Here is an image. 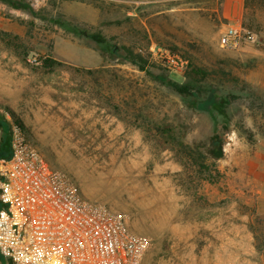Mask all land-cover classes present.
Listing matches in <instances>:
<instances>
[{"label":"rangeland","instance_id":"obj_1","mask_svg":"<svg viewBox=\"0 0 264 264\" xmlns=\"http://www.w3.org/2000/svg\"><path fill=\"white\" fill-rule=\"evenodd\" d=\"M226 1L0 0V119L11 113L51 169L125 219L145 243L140 264H264V0H243L239 25L255 41L234 51L218 44L234 25L222 18ZM122 47L180 83L201 70L194 78L210 88L207 102L228 100L212 183L179 144L206 143L213 122L122 62ZM163 125L176 142L158 132ZM225 216L244 226L238 248L208 228Z\"/></svg>","mask_w":264,"mask_h":264},{"label":"built area","instance_id":"obj_2","mask_svg":"<svg viewBox=\"0 0 264 264\" xmlns=\"http://www.w3.org/2000/svg\"><path fill=\"white\" fill-rule=\"evenodd\" d=\"M254 41L238 24L227 25L218 44L234 51ZM165 58L175 69V56ZM2 116L10 156L0 159V264H140L145 243L125 219L84 199L68 175L46 164L12 114Z\"/></svg>","mask_w":264,"mask_h":264},{"label":"trees","instance_id":"obj_3","mask_svg":"<svg viewBox=\"0 0 264 264\" xmlns=\"http://www.w3.org/2000/svg\"><path fill=\"white\" fill-rule=\"evenodd\" d=\"M17 6V5H15ZM70 30L72 29L69 28ZM75 30V29H72ZM81 34V33H80ZM88 38L96 45L100 46L106 52L119 56V48L110 45L108 41L99 33L89 34ZM120 59L122 62L129 63L137 67L138 70L144 71L146 75L154 82L162 85L168 90L174 92L182 102H184L190 109L197 112L205 113L214 124L213 133L208 138L206 143L198 142L193 144H179L183 150H186V155L189 163L196 167L200 174H203L204 180L208 183H212L217 175L215 169V161L223 158V143L224 139L222 135L216 131V126L219 124V119H222V126L226 127L228 124L226 115V106L228 100L226 98H216L212 102L208 101V87L199 85L196 82V77L202 76L204 73L201 70H195L191 74L195 77H188V80L180 83L171 79L165 74H153L148 70H145L146 60L140 53H134L129 48L122 47ZM57 64L55 60L51 58H43L42 66L44 68H53ZM205 76V75H204ZM158 132H160L165 140L171 143L176 142L178 139L173 133L171 126L163 125L159 126ZM178 144V143H177ZM10 156V132L9 124L0 119V159H7ZM207 161H210L207 163Z\"/></svg>","mask_w":264,"mask_h":264},{"label":"crops","instance_id":"obj_4","mask_svg":"<svg viewBox=\"0 0 264 264\" xmlns=\"http://www.w3.org/2000/svg\"><path fill=\"white\" fill-rule=\"evenodd\" d=\"M242 8L243 0H227L221 8L222 18L232 22L234 25H238L240 23L239 19L242 14ZM227 218L229 216L212 218L208 223V228L222 243L238 248L237 246H240L245 239L244 226H231Z\"/></svg>","mask_w":264,"mask_h":264},{"label":"clouds","instance_id":"obj_5","mask_svg":"<svg viewBox=\"0 0 264 264\" xmlns=\"http://www.w3.org/2000/svg\"><path fill=\"white\" fill-rule=\"evenodd\" d=\"M232 139H234V137H232Z\"/></svg>","mask_w":264,"mask_h":264}]
</instances>
